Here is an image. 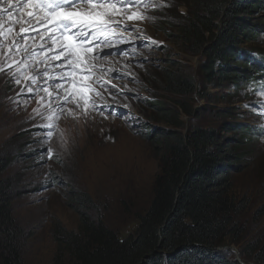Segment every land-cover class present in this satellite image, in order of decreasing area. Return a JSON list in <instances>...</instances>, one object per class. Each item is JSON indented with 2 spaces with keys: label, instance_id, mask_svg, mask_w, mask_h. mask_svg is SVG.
I'll return each mask as SVG.
<instances>
[{
  "label": "trees",
  "instance_id": "obj_1",
  "mask_svg": "<svg viewBox=\"0 0 264 264\" xmlns=\"http://www.w3.org/2000/svg\"><path fill=\"white\" fill-rule=\"evenodd\" d=\"M190 7L187 22L181 18L176 23L175 37L184 54L199 56L200 78L177 63L174 70L164 67L160 90L176 98L168 99V105L155 92L144 100L153 112L152 123L142 124L141 137L158 157L147 208L137 214L135 230L122 238L87 215L89 196L71 191L81 226L79 233L57 230L60 263L264 264V234L242 236L247 231L239 217L248 200L233 185L262 128L229 120L226 110L216 112L222 119L217 126L184 121L200 115L191 97L198 85L229 87L236 93L247 89L242 100L264 81V48L250 45L264 43V0H191ZM12 158L0 159V264H21V233L9 209L10 184L1 178ZM259 180L262 184L264 175ZM263 215L261 203L252 221Z\"/></svg>",
  "mask_w": 264,
  "mask_h": 264
},
{
  "label": "rangeland",
  "instance_id": "obj_2",
  "mask_svg": "<svg viewBox=\"0 0 264 264\" xmlns=\"http://www.w3.org/2000/svg\"><path fill=\"white\" fill-rule=\"evenodd\" d=\"M190 5L191 0H148L129 6L128 15L135 12L147 19L132 21L139 32L124 33L131 36L130 42L104 50L110 54L103 60V67L111 71H102L99 75L122 91H106L96 85L103 96V99L97 97V102L127 112V116L105 114V118L100 112L78 118L61 116L53 129L52 139L42 143L45 130H32L36 129L33 125L41 121L28 119L33 109L43 110L38 104L40 97H21L19 104L14 103L8 97H14L19 88L11 82L6 86V75H0V159L14 155L1 178L10 184L7 191L9 209L14 227L21 233V264H62L60 256L56 259L55 234L59 228L79 233L81 226L78 211L71 201L74 190L91 198L87 215L99 218L119 237L125 238L135 230L136 216L149 204L158 171V157L141 137L142 124L152 123L149 120L153 112L144 100L156 92L157 97L171 105L168 99L175 96L160 90V86L164 87V67L174 70L177 63L183 71L200 78L196 71L199 56L184 54L175 37L176 23L182 21L181 18L187 22ZM145 37L156 40L158 45H151ZM250 45L264 48V43ZM133 48L135 54L131 52ZM122 50L128 51V55L115 54ZM225 88L198 85L191 97L193 107L200 108V115L196 119L184 117L185 125H220L222 119H218L216 112L226 110L229 120L261 128L264 116L258 113L264 109L256 103L264 100L260 87L242 100L240 96L247 89L236 93ZM245 104L251 106L246 108ZM258 136L260 139L253 143L248 153V164L233 178L234 191L246 195L248 200L239 217L247 231L242 235L246 238L264 234V215L252 221L256 208L264 203V181L260 184L259 180L264 175V128ZM49 148L55 153L51 159ZM24 154L28 156L23 157ZM231 247L235 249L234 244Z\"/></svg>",
  "mask_w": 264,
  "mask_h": 264
},
{
  "label": "snow or ice",
  "instance_id": "obj_3",
  "mask_svg": "<svg viewBox=\"0 0 264 264\" xmlns=\"http://www.w3.org/2000/svg\"><path fill=\"white\" fill-rule=\"evenodd\" d=\"M146 2L148 0H0V75H6V86L11 82L19 88L14 97H8L14 103L19 104L21 97H40L38 104L43 110L33 109L28 119L41 121L33 127L45 130L42 143L52 139L61 116L78 118L91 112L115 117L129 115L107 103H98L96 98L103 99V96L96 85L106 91H122L99 75L102 71H111L103 67V60L110 54L104 50L130 42L131 36H125V32H139L132 21L147 18L135 12L128 15L129 6ZM144 39L158 45L150 37ZM131 52L135 54V48ZM115 54L127 56L128 51ZM260 90L264 92V81ZM256 103L264 109V100ZM69 104L72 107H67ZM258 115L264 116V111ZM54 155V150L49 148V159Z\"/></svg>",
  "mask_w": 264,
  "mask_h": 264
},
{
  "label": "water",
  "instance_id": "obj_4",
  "mask_svg": "<svg viewBox=\"0 0 264 264\" xmlns=\"http://www.w3.org/2000/svg\"><path fill=\"white\" fill-rule=\"evenodd\" d=\"M232 249H234V248H232Z\"/></svg>",
  "mask_w": 264,
  "mask_h": 264
}]
</instances>
